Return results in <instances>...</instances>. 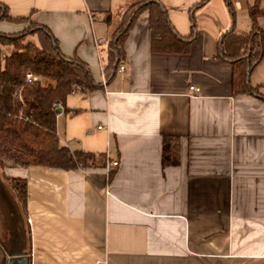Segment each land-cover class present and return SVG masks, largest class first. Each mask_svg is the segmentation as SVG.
<instances>
[{
    "label": "crops",
    "instance_id": "crops-1",
    "mask_svg": "<svg viewBox=\"0 0 264 264\" xmlns=\"http://www.w3.org/2000/svg\"><path fill=\"white\" fill-rule=\"evenodd\" d=\"M159 1L180 37L194 35L189 52L152 53L143 13L124 44L125 72L106 80L107 42L133 0H0L11 18L47 27L100 84L69 95L76 112L61 111L56 135L105 163L4 167L25 180L26 199L22 230L0 235V264L5 250L27 264H264V58L244 93L218 56L221 35L250 32V18L237 26L226 0ZM27 25L0 21V34Z\"/></svg>",
    "mask_w": 264,
    "mask_h": 264
},
{
    "label": "trees",
    "instance_id": "trees-1",
    "mask_svg": "<svg viewBox=\"0 0 264 264\" xmlns=\"http://www.w3.org/2000/svg\"><path fill=\"white\" fill-rule=\"evenodd\" d=\"M206 0H202V5ZM233 13L231 0H226ZM147 13L150 49L156 54H187L194 35L180 37L170 25L167 10L159 0H136L121 16L106 46L107 58L103 68L106 80L115 76L124 63V44L134 23ZM251 30L246 34L230 30L219 38V58L235 66V88L253 93L249 75L264 58V30L257 20L264 17L258 0L248 9ZM233 15V14H232ZM28 23L22 32L0 34V43L13 51L0 53V166L51 167L64 170L105 166L104 156L83 151H70L56 135L57 110L75 113L65 108L73 87L82 93L100 87L87 66L76 55L64 56L50 30L27 18H11L0 4V21ZM36 37V41L29 38ZM39 77L28 84L26 75ZM24 119H27L25 121ZM12 179L19 192L22 206L26 199L24 179ZM22 181L20 185L16 184Z\"/></svg>",
    "mask_w": 264,
    "mask_h": 264
},
{
    "label": "rangeland",
    "instance_id": "rangeland-1",
    "mask_svg": "<svg viewBox=\"0 0 264 264\" xmlns=\"http://www.w3.org/2000/svg\"><path fill=\"white\" fill-rule=\"evenodd\" d=\"M232 1V5L235 4V2L233 0ZM257 0H240V3L242 4V9L241 10H235V5H234V8H233V11L234 13L236 12V16L234 15V21L236 23V25L238 26L241 22H244V21H247V18H249V14H248V9L250 7H252L255 2ZM136 0H133V3H135ZM258 7L259 9H261L263 12H264V0H258ZM264 23V21H263ZM2 25H5V26H8L6 25V23H2ZM29 24L27 25V28H29ZM0 29H3V31H6V32H9L8 29H5V28H0ZM12 31V30H11ZM30 41H36V37H32V38H29ZM13 51V48L9 45H3L0 43V53L2 56H8L12 53ZM102 62H104V59L102 57ZM69 97V96H68ZM67 97V98H68ZM78 97H69L67 100V106L69 107V102H72V101H75L77 100ZM4 167H1L0 166V188L3 187V189L1 190H4V195H0V200H3V198L5 197L6 200H4V205L3 202L0 201V235H6L7 234V225H6V222H5V219H13V218H10V216L8 217L7 216V212L12 210V206H14L15 208V211L16 213H13V214H19V219L20 220H15V223L18 222L19 224V229L21 230L22 229V223H23V213H22V200H21V196L19 194V192L14 188V183L12 181V179L6 177L4 175V173L2 172V169ZM22 181H18L16 184L20 185ZM11 214V215H13ZM11 223V222H9ZM14 223V224H15Z\"/></svg>",
    "mask_w": 264,
    "mask_h": 264
},
{
    "label": "water",
    "instance_id": "water-1",
    "mask_svg": "<svg viewBox=\"0 0 264 264\" xmlns=\"http://www.w3.org/2000/svg\"><path fill=\"white\" fill-rule=\"evenodd\" d=\"M58 114L61 113V110H57ZM3 189V187L0 188V195H4V190H1ZM4 200H6V198L4 197L3 200H0L1 202H3L2 205H4ZM13 213H16L15 211V208L14 206H12V210L8 211L7 212V216L10 218H13V219H5V222H6V225L8 227V229L10 230H18L17 227L19 228V224L18 222L15 223V220H19V214H13ZM13 214V215H11ZM11 222V223H9ZM15 223V224H14ZM22 230V229H21ZM15 233V232H14ZM7 251L6 255H5V260H4V263L3 264H27V256H25V254L21 251H18V252H11V251H8V250H5Z\"/></svg>",
    "mask_w": 264,
    "mask_h": 264
},
{
    "label": "built area",
    "instance_id": "built-area-1",
    "mask_svg": "<svg viewBox=\"0 0 264 264\" xmlns=\"http://www.w3.org/2000/svg\"><path fill=\"white\" fill-rule=\"evenodd\" d=\"M233 1L235 2V4L239 3V0H233ZM102 43H103V40L102 39H98L97 40V44H102ZM100 71H101V74L104 76V74H103V72H104L103 68H100ZM117 72L120 73V74H123L125 72L124 66L123 65H120L119 68H118V70H117ZM37 81H39V77H37L35 75H31V74H27L26 75V82L28 84L35 83ZM189 89H190V91H193L195 94H198V91L199 90L197 88L191 86ZM78 91H79V89L77 87H73L72 90H71V94H75ZM24 120L27 121V119H24ZM117 166H118V162H108L106 164V167L108 169H110V167H117Z\"/></svg>",
    "mask_w": 264,
    "mask_h": 264
}]
</instances>
